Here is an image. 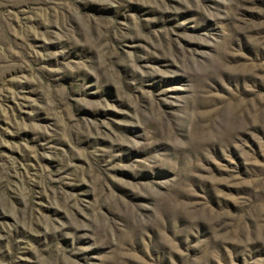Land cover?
Here are the masks:
<instances>
[{
  "label": "rangeland",
  "instance_id": "rangeland-1",
  "mask_svg": "<svg viewBox=\"0 0 264 264\" xmlns=\"http://www.w3.org/2000/svg\"><path fill=\"white\" fill-rule=\"evenodd\" d=\"M0 264H264V0H0Z\"/></svg>",
  "mask_w": 264,
  "mask_h": 264
}]
</instances>
